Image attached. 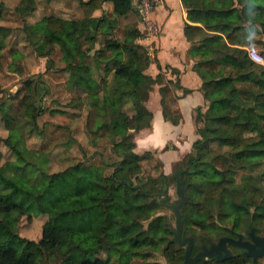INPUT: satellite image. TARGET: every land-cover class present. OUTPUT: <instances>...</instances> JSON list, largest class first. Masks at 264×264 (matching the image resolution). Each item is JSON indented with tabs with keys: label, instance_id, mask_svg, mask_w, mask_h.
Wrapping results in <instances>:
<instances>
[{
	"label": "trees",
	"instance_id": "obj_1",
	"mask_svg": "<svg viewBox=\"0 0 264 264\" xmlns=\"http://www.w3.org/2000/svg\"><path fill=\"white\" fill-rule=\"evenodd\" d=\"M105 2L112 4L110 16L90 18L94 27L80 28L74 38L80 54H89L93 49H81L82 41L93 45L104 25L114 28L117 18L133 11L132 0H79L85 10L93 11L101 10ZM181 2L188 21L193 23L185 24L184 35L189 41L199 42L189 55L201 79L203 96L224 109L211 120L215 128L206 125L203 136L192 142L191 151L180 160L172 178L181 183L187 197L180 209V232L181 239H192L190 255L194 256L222 237L233 238L250 228L258 233L264 221V161L249 165L245 174L235 166L218 165L224 160V148L236 160L264 154V66L247 55V49L264 46V20L253 0L244 1L241 8L232 6V0ZM67 29L66 20L52 15L23 26L28 46L46 58L55 47L64 45ZM141 36L137 28L130 29L122 40L104 37L100 47L92 50L102 71V83L101 97L97 91L89 100L110 107L107 117L97 121L90 132L93 142L104 139L110 146V158L101 157L100 166L82 160L54 172L40 170L26 158L24 139L26 135L41 134L37 123L44 114L41 104L28 106L26 119L18 118L10 99L0 104V118L9 131L2 142L19 163L14 171L22 178L16 183L0 170V231L6 235L0 242V264H46L45 253L91 231L92 216L97 211L103 218L100 236L95 239V248L84 251L79 264H111L107 256H98L101 249L113 254L115 264H153L146 260L154 252H160L166 264L183 259L185 249L173 241L168 217L159 215L161 201L156 196L161 189L157 190L156 181L143 183L141 166L130 157L134 148L130 132L148 128L152 119L145 106L152 85H162V114L164 118L170 115L161 69L155 78L145 74L150 61L136 42ZM261 53L264 58V49ZM112 54L117 56L112 58ZM68 87H73L70 80ZM126 105L131 106V115L124 109ZM90 192L105 196L90 207L61 209L56 216L59 226L45 222L38 241L17 233V214L44 215L62 207L63 198ZM133 259L142 262L133 263ZM196 264L254 263L237 254L224 262L200 259Z\"/></svg>",
	"mask_w": 264,
	"mask_h": 264
},
{
	"label": "rangeland",
	"instance_id": "obj_2",
	"mask_svg": "<svg viewBox=\"0 0 264 264\" xmlns=\"http://www.w3.org/2000/svg\"><path fill=\"white\" fill-rule=\"evenodd\" d=\"M91 11L85 10L79 0H0V39L2 41L0 104L10 99L19 119L28 117L24 113L28 106L38 104V102L41 104L44 114L37 120L41 134L26 135L24 146L28 152L26 158L42 171H58L82 160H88L90 164L100 166L101 157H107V160L110 158V146L107 140L93 142L91 139L90 132L94 125L97 121L105 119L110 110V107H102L101 104L96 105L89 100V97L97 91L98 98L101 97L99 90L102 83V71L92 56V50L100 47L104 37L122 40L125 32L137 28L138 22L132 13L130 18L125 16L117 18L114 28L110 29L108 25H104L93 45L81 42V49L87 46L93 47L90 53L80 54L75 48L74 38L80 28L94 27V21L89 20L92 18L90 17ZM250 12L253 11L249 9ZM97 14L107 17L110 16L111 11L102 8ZM51 15L66 20L67 34L62 47H55L53 53L47 58L40 57L28 46L23 26L34 24L42 17ZM262 47L264 46H255L251 49L262 54L264 49ZM116 56V54L111 55L112 58ZM163 69L164 76L172 71L168 66ZM177 76V74L174 76L171 83H167L166 78L164 80L168 88L165 102L170 115L167 118L161 115V119L150 124L147 129L130 132L134 142H138L143 135L146 140H151L156 131L165 133L163 140L159 141L162 142L160 146H148V149L142 151L134 150L130 157L139 162L141 166L139 176L141 180H145L143 183L146 185L150 181H156L157 190L161 189L159 195L156 196L157 200L161 201L159 215L168 217L171 230L176 228V222L173 211L168 206L177 205L180 200L176 193L177 183L172 180L178 164L191 149L193 140L203 136L206 125L215 128L216 125L211 121L212 118L224 112L221 106H214L210 101L205 103V106L202 105V101L191 103L198 97L194 91L179 87ZM69 80L73 83L71 89L68 87ZM158 85L150 87L149 94L154 93L155 95L149 102L150 106L153 101L160 106ZM175 89L179 90L180 95L175 93ZM77 100H80L81 104L76 105ZM183 100L191 103L190 112L186 113L184 120L178 111V105H181ZM149 104L146 103L147 106ZM124 109L130 115L133 113L130 105L124 106ZM8 132V128L0 118V170L11 181L19 183L22 178L14 171L19 163L2 142L8 136ZM223 158L222 162H218L220 167L232 165L245 174L249 165L264 161V154H253L236 160L230 156L228 149L224 148ZM164 185H166L164 191L166 199L162 195ZM104 196L105 193L90 192L79 197L63 198L62 207L53 209L44 215L21 216L17 214V233L21 237L38 241L41 227L45 222L59 226L56 216L61 209L90 207L96 205ZM102 224L103 218L99 211L94 212L91 231L86 235H76L64 247L51 253H45L46 264H79L84 251L96 247L95 239L100 236ZM258 235L264 236V221L259 225ZM5 238V233L0 231V242ZM181 248L185 249V246ZM98 256H107L111 264H115L112 253H105L101 249ZM146 261L153 264H166L160 252H154L152 257ZM132 262L142 261L133 259ZM182 262L183 259L176 264ZM258 264H264V257L258 260Z\"/></svg>",
	"mask_w": 264,
	"mask_h": 264
},
{
	"label": "crops",
	"instance_id": "obj_3",
	"mask_svg": "<svg viewBox=\"0 0 264 264\" xmlns=\"http://www.w3.org/2000/svg\"><path fill=\"white\" fill-rule=\"evenodd\" d=\"M87 1V0H83ZM135 1L133 2V11L128 13L125 17H129L133 13V17H135V20L138 22L137 29L142 34L140 40H138V44L143 47L145 50V53L147 54L150 64L145 70V74L151 76L152 78H155L159 73L160 69L163 73V68L166 66L169 67L170 71L168 74H165L164 78H166L167 81H173L174 76L177 74L178 76V85L179 87L183 89H189L190 91H194V94L198 97L192 100L191 103H201L202 105H206L208 101L205 100L203 96V91L201 89V79L196 74V72L193 70V64L194 61L189 55V50L199 45V42H192L189 41L185 35H184V27L185 24L192 25L193 23H190L187 19V11L183 7L181 0H164L163 4L159 7H157L151 14L150 19L154 21L160 29V32L157 36L152 37H146V33L144 31V28L142 26V23L140 21V18L138 17L137 12L135 11ZM211 1V0H208ZM244 1L247 2V0H232L231 5L241 8L243 6ZM236 4H233V3ZM108 3V4H107ZM253 3L255 6H259V9L263 13L264 16V0H253ZM103 9H108L112 12V4L110 2H105L102 5ZM90 17L92 18H98L99 12L101 10H92ZM124 18V17H123ZM128 18V19H129ZM63 19V18H62ZM264 32V27H261ZM160 68V69H159ZM163 69V70H162ZM158 85V84H156ZM159 89L162 85H158ZM175 93L180 95V92L178 89H175ZM171 92V91H170ZM174 94V92L172 93ZM160 95V106L155 104L154 101L152 102V106H150L149 102L152 100V97L154 98L155 95L149 94L147 101L145 102L146 108L151 112L152 119L150 124H154L155 121H159L160 116L162 114V106H161V94ZM157 100V99H156ZM149 104V106L146 105ZM191 103L186 102L183 100L181 105H178L179 112L181 114L182 120H184V117L187 112H190ZM150 126V125H149ZM149 128V127H148ZM147 129V128H145ZM144 130V129H142ZM163 132L156 131L155 134L152 136L153 138L151 140H146L145 136L143 135L138 142H134V148L133 151L139 150L142 151L143 149H148V146H160L162 142H159L163 140L164 138ZM162 135V137L160 136ZM141 137V136H140ZM159 139L158 141L156 139ZM194 141V140H193ZM192 147V144H191ZM191 149L185 154L187 155ZM184 155V156H185ZM183 156V157H184ZM182 157V158H183Z\"/></svg>",
	"mask_w": 264,
	"mask_h": 264
},
{
	"label": "water",
	"instance_id": "obj_4",
	"mask_svg": "<svg viewBox=\"0 0 264 264\" xmlns=\"http://www.w3.org/2000/svg\"><path fill=\"white\" fill-rule=\"evenodd\" d=\"M165 189L166 185L162 187V195L164 199H166V194L164 193ZM176 193L180 199L178 204L169 205L168 207L172 209L176 222V228L172 230V239L179 246H185L183 262L181 264H196L200 259H215L216 262L229 260L232 257V253L227 248L228 244L236 248L247 250L246 253H244V256L249 257L252 260L264 257V237L255 236L253 230L250 232V241H242V235H238V239L236 240L231 237H222L217 243L210 245L209 248L203 247L194 256H191L190 251L193 245L192 239L190 237L181 239L180 209L186 204L187 197L180 182L177 183Z\"/></svg>",
	"mask_w": 264,
	"mask_h": 264
},
{
	"label": "built area",
	"instance_id": "obj_5",
	"mask_svg": "<svg viewBox=\"0 0 264 264\" xmlns=\"http://www.w3.org/2000/svg\"><path fill=\"white\" fill-rule=\"evenodd\" d=\"M164 0H136L135 10L140 18L146 37L157 36L160 32L159 26L150 19V14L159 6ZM247 55L256 64L264 66L263 56L253 49H247Z\"/></svg>",
	"mask_w": 264,
	"mask_h": 264
},
{
	"label": "flooded vegetation",
	"instance_id": "obj_6",
	"mask_svg": "<svg viewBox=\"0 0 264 264\" xmlns=\"http://www.w3.org/2000/svg\"><path fill=\"white\" fill-rule=\"evenodd\" d=\"M251 230H253V232H254V235L255 236H258V237H264L263 235L261 236V235H258V233L255 231V229L254 228H250L247 232H244V233H237L236 235H235V237H233V239H238V235H242V241H250V232H251ZM219 240V239H218ZM215 243H217V242H215ZM215 243H213V244H215ZM212 245V244H211ZM210 246H208V247H206V248H209ZM203 248V247H202ZM201 248V249H202ZM227 248L231 251V253H232V257L234 256V255H237V254H241V255H243L244 256V253H246V251L247 250H245V249H240V248H236V247H234V246H232V245H230V244H228L227 245ZM200 249V250H201ZM231 257V258H232ZM245 257V256H244ZM246 258H249V257H246ZM250 259V261L252 262V263H257L258 264V260L260 259V258H257V259H255V260H252L251 258H249Z\"/></svg>",
	"mask_w": 264,
	"mask_h": 264
}]
</instances>
